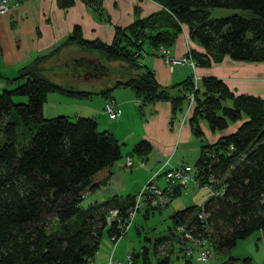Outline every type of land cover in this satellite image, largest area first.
Listing matches in <instances>:
<instances>
[{"label": "trees", "instance_id": "trees-1", "mask_svg": "<svg viewBox=\"0 0 264 264\" xmlns=\"http://www.w3.org/2000/svg\"><path fill=\"white\" fill-rule=\"evenodd\" d=\"M71 1L58 3L66 6ZM156 1L162 5V17L135 19L126 27H116L108 43L84 39L74 25L49 52L28 59L12 75L0 72V77L17 82L0 90V264H88L103 230L108 237L121 234L116 223H105L107 211L116 206L110 205L111 200L82 206L84 196L109 178L113 163L121 157L119 143L110 132L98 129L94 118L43 117L41 108L48 92L72 96L98 92L106 98L115 86L125 85L140 105L168 97L175 112L192 85L191 75L175 83L182 88L181 94L169 96L139 58L148 51L159 54L157 47L170 45L182 24L187 26L188 38L203 48V52L189 50L199 65L224 55L233 60L264 61V0ZM209 7L235 11L213 17ZM64 44L117 62L110 71L118 77L96 91L52 80L50 73L61 74V78L68 73L61 62H49ZM198 82L187 118L192 135H203L199 120L212 132L227 130L230 124L235 127L212 143L201 140L192 167L197 187H206L208 196L198 207L193 204L174 211L168 237L158 239L155 249L176 238L186 255L188 242L175 230L183 225L192 238L204 240L209 250L224 256L217 264H250L248 257L236 256L231 249L237 240L264 230V98L235 95L213 75L201 76ZM14 94L26 96V101L13 102ZM18 125L30 136L19 154ZM149 151V142L141 139L130 153L143 161ZM179 192L176 189L171 195ZM132 202L133 195L126 196L124 204L115 207L120 219ZM157 207L145 205L144 213ZM53 222L58 230L50 232ZM156 263L168 264L167 257Z\"/></svg>", "mask_w": 264, "mask_h": 264}, {"label": "crops", "instance_id": "crops-1", "mask_svg": "<svg viewBox=\"0 0 264 264\" xmlns=\"http://www.w3.org/2000/svg\"><path fill=\"white\" fill-rule=\"evenodd\" d=\"M163 15L162 5L156 0H72L66 6H61L58 0H9L8 9L0 14V64L3 65L2 72L6 75H12L16 67L28 59L49 52L65 39L74 25H78L81 36L84 39H98L108 43L111 41L116 27H126L135 19L148 17L159 19ZM191 41H187L185 30L181 27V31L176 32L171 44L167 46L169 53L173 56H179L188 48L203 52L202 46L195 41L190 43ZM80 50L74 44H64L50 58L49 62L65 61L68 65V57L71 55L73 60L74 58L76 60H74V63H76L74 69L77 70V65L86 62L84 54H81ZM74 53L78 55L75 56ZM139 62L153 72L154 77L160 85L166 88L169 96H174L171 93L172 89H176L178 93L176 86L170 85L183 79V76L178 74L182 70V65L170 69L162 62L160 54H152L149 51L142 54ZM82 70L84 69L70 73L67 69L65 72L70 74L66 73V77L71 79L74 84L77 83L76 85L78 83L82 84L88 79L90 81L97 80L96 76H93L92 73L90 74V71ZM197 73L200 76L213 75L220 78L235 95L246 93L264 98V61L233 60L224 55L220 60L212 61L208 65H201V67L198 66ZM72 74H74V77ZM100 75L103 78L105 77L104 74L100 73ZM116 77L118 76L113 74L104 83L101 80L95 81L94 87L88 85L91 83H87L75 86V88L96 91L111 85ZM51 79L58 81L54 76ZM113 89H115L114 95ZM113 89L110 91L109 96L113 98L116 104V116L111 120H115L117 110H122L128 103L132 104L133 107L136 106V112L140 115V133L132 139L130 144L133 145L141 139L149 142L150 151L145 158L147 162L152 160L156 163H162L168 160L169 163L179 146L192 145L193 141H190L192 133L188 123L185 121L186 118L184 122H181L179 118H174L175 112L172 113L168 97L140 105L138 97L128 86L117 85ZM93 94L100 96L97 99V113L100 115L102 114L100 108L105 97L98 92H93ZM89 95L84 97L86 98ZM125 103L126 105H124ZM85 108L88 110L85 117L94 118L98 126L100 123H98L96 115L89 113V110L93 112V107L88 106ZM77 116L81 115H75V117ZM107 119L109 118L107 117ZM201 128L205 134L204 126H201ZM100 130H106L113 135L112 131L102 128V126ZM218 135H214L212 139L208 138V143L214 142ZM190 148V150H194L193 147ZM180 150L182 152L185 148L181 147ZM125 156H129V154ZM138 160L140 164L141 160ZM161 163L158 164L159 167ZM182 164L188 163L177 162L172 166ZM143 165H145V162ZM125 167H129V170H131L133 163L131 162L130 165L126 166L124 162L119 160L114 162L107 181L96 191L86 194L83 198L82 206L86 207L110 200V205H123L126 196L134 195V192H130L133 187L130 176H126V173L130 172H126ZM146 177L147 173H144L141 177L142 179L136 181V185L139 182L141 183ZM87 197H90V199L84 204L83 202ZM256 232V240L258 242L256 248L261 247L262 260L256 262L248 258L250 259V264H264V230ZM104 262L105 260L102 263Z\"/></svg>", "mask_w": 264, "mask_h": 264}, {"label": "rangeland", "instance_id": "rangeland-1", "mask_svg": "<svg viewBox=\"0 0 264 264\" xmlns=\"http://www.w3.org/2000/svg\"><path fill=\"white\" fill-rule=\"evenodd\" d=\"M235 10L232 8H224V7H209V13L213 17H219V16H225L228 14H231ZM182 28L185 30L187 41L190 40L187 36V26L185 24H182ZM190 43H194V40H192ZM166 47V46H165ZM158 48V47H157ZM190 50V48L186 49ZM81 54H84V59L86 62L81 63L80 65H77V70L84 69L86 71H90V74L92 73L93 76H96L97 80L96 82L100 81L105 82L110 76L114 74L110 70L115 69V67L118 66V63L115 61H105L101 54L97 52H87L85 50H80ZM169 51V50H168ZM158 52V51H157ZM75 56L78 54L74 53ZM192 56V55H191ZM194 59V57L192 56ZM75 60V58H74ZM73 60V57L70 55L68 57V65L69 72H76L77 70L74 69L75 61ZM195 64L194 67L183 64L181 66V72H178V74L183 76V79L187 75H191L192 78V85L193 88L194 82H196V85H199V78L201 77L197 73V67L201 65L197 64L196 60L194 59ZM70 66V67H69ZM3 65L0 64V72ZM109 68L107 70L106 68ZM82 70V71H84ZM68 73V74H70ZM104 74L103 76L100 75ZM2 74L5 76L6 74L2 72ZM99 74V75H98ZM112 74V75H110ZM58 74L50 73V76H54L58 79V81L67 84H72V87L75 88V86H81L85 85L87 83L89 86L94 87L95 81H90L88 79L82 82V84L76 85L74 82L71 81L66 76H62L61 74L57 76ZM63 75V74H62ZM74 77V74H72ZM110 75V76H109ZM194 75L196 77H194ZM9 76V75H6ZM195 78V79H194ZM182 80V79H181ZM90 81V82H88ZM179 82V81H177ZM176 82V83H177ZM17 82L10 81L5 79L4 77H0V90L2 88H10L14 86ZM175 84V83H173ZM171 84L170 86H173ZM176 88L178 89V93L176 89H172L171 93L174 95H179L182 93L180 89H182L178 84H175ZM179 87V88H178ZM190 87V88H191ZM119 89V88H115ZM115 89H113V95L115 92ZM176 90V91H175ZM129 91V89H128ZM174 92V93H173ZM194 94V92H193ZM98 97L99 95H95L93 93H90L88 97L84 96H72L63 92L59 91H50L46 94L45 99L42 103L41 113L43 117H53L57 115H65L69 117L70 119H73L75 115H81V116H87L86 113H88V110L85 107H93V115H96L98 123H100L97 127L98 129L107 128L113 133V137L116 138L117 142L120 145V155L119 158L120 162H124L125 164V156L126 154H129L128 157H130L133 168L129 170V167L126 168V176H130L131 182H132V190L130 192H134V194L141 188V186L147 181L149 176L155 172L158 169V164L153 162L152 160L147 162L145 159L140 162V164L145 162V165H140L138 158L130 153L132 144L131 141L134 139L140 132V115L136 112V106L133 107L132 104H127L126 107L122 108V110H117V117L115 120L107 119L106 115L102 112V105L100 108V112L102 114L97 113L98 108ZM11 100L13 102H24L26 101V96L24 95H12ZM194 102L190 103V106L187 105L186 100L183 101L180 104V109L176 108L174 118L181 119V122H184L182 119L183 117L187 118L191 114L190 110ZM97 106V107H96ZM120 107V106H119ZM85 108V109H84ZM121 109V108H120ZM182 114V115H181ZM182 117V118H181ZM199 126H204L206 133H203V130L201 128V132L203 135L201 138H196L193 135L191 136L190 141L192 142V145H184L179 146L176 149V153L171 161H169L168 166L172 167V165L176 164L177 162H183L188 163L189 165H192L195 161V159L198 156V148H196L201 140L203 142H208V138L212 139L214 138V135L216 134H224L228 132L229 130L233 129L235 127V124H230L227 127V130L223 131H216L212 132L208 128L207 124L203 120L198 121ZM101 125V126H100ZM229 128V129H228ZM218 135V136H219ZM16 148L17 153H20V149L23 147L22 145H27L29 141V131L25 128L21 127L20 125L16 128ZM1 133H0V142H1ZM140 139V138H139ZM185 148L184 151L181 152L180 148ZM193 147L194 150H190ZM199 147V146H198ZM118 161V160H117ZM126 165V164H125ZM128 166V165H126ZM158 166V167H157ZM167 166V167H168ZM150 168V169H149ZM148 169V170H147ZM153 169V170H151ZM147 173V177L143 180L145 181L143 184L142 182L136 185V181L139 179H142L141 177L143 174ZM146 176V175H145ZM156 185L161 189L165 186V178L163 173H159L158 177L155 179ZM142 184V185H141ZM141 185V186H140ZM208 196V192H206L205 189L199 188L193 183H190L186 189H183L181 192L170 195L167 198V203L162 206H158L156 209H149L146 213H144V208H139L134 215L133 222L129 229L126 231L124 235H121L118 237V239L113 243L110 237L107 236L105 230L102 231L101 236L98 241V245L96 250L94 251L92 260L88 264H106L108 259L111 257L114 264H157V260H159L161 257L166 256L168 260V264H217L224 256L216 254L213 252V250H209L210 247H208L209 256L206 262H200L196 259L197 254L195 251H193L190 255H183V251L181 250V246H179L178 241L176 238L171 239L167 242L165 247H162L161 244L156 247L155 249V242L158 239L168 237V229L171 227V219L170 216L174 211L180 210L182 208H185L190 205H196V207L200 206L202 202L205 200V198ZM87 199V200H86ZM84 204L87 203V201L90 199V197H87ZM48 230L50 232H54L58 230V225L56 223H51ZM257 232L251 233L249 236L242 240H237L234 247L231 249V253L234 255H237L239 257H249L252 259V261L258 262L259 260H262V249L259 247L256 248V244H258L256 240ZM142 250L145 252V257L142 253ZM158 250V251H155ZM129 256L130 263H127V257ZM105 260L104 263H102Z\"/></svg>", "mask_w": 264, "mask_h": 264}, {"label": "built area", "instance_id": "built-area-1", "mask_svg": "<svg viewBox=\"0 0 264 264\" xmlns=\"http://www.w3.org/2000/svg\"><path fill=\"white\" fill-rule=\"evenodd\" d=\"M9 6V0H0V14L6 12ZM158 53L162 59V62L167 65L170 69L173 67H178L183 64H188L192 67L195 64L194 59L191 56L190 51L186 50L179 56H173L169 53L168 48L162 45H159L157 48ZM194 77H196L194 75ZM195 79V78H194ZM196 82L193 84V88H189L185 92V100L187 105L190 106V103L193 101L194 90L196 88ZM102 112L109 118L114 119L116 116V104L111 97H106L103 101ZM185 120V117L182 119ZM130 157L125 158V164H131ZM168 160L161 163L160 167L153 172L147 181L141 186V188L133 195V202L131 207L128 209L126 215L120 219L118 216V209L112 208L107 211L105 215L106 225L116 223L121 234L126 233L133 222L135 212L139 208H144L145 205L149 206H162L167 203V198L173 193L174 190L178 189L180 192L183 189H186L190 183L198 186V181L194 178V172L192 165L182 164L178 166H168ZM159 173H163L165 178V186L159 188L156 185L155 179L158 177ZM207 189L206 187H203ZM198 217L201 215L198 214ZM175 230L180 234L188 243L184 249V254L190 255L193 251L196 252V259L200 262H206L209 256V251L205 245L204 240L194 239L191 237V234L185 230L183 225H177ZM120 234V236H121ZM118 236V237H120ZM117 236H111L110 239L114 243L117 239ZM127 263H130L129 256L127 255ZM106 264H114L112 258L110 257Z\"/></svg>", "mask_w": 264, "mask_h": 264}, {"label": "flooded vegetation", "instance_id": "flooded-vegetation-1", "mask_svg": "<svg viewBox=\"0 0 264 264\" xmlns=\"http://www.w3.org/2000/svg\"><path fill=\"white\" fill-rule=\"evenodd\" d=\"M61 63H62L64 66H67V64L65 63V61H61Z\"/></svg>", "mask_w": 264, "mask_h": 264}, {"label": "water", "instance_id": "water-1", "mask_svg": "<svg viewBox=\"0 0 264 264\" xmlns=\"http://www.w3.org/2000/svg\"><path fill=\"white\" fill-rule=\"evenodd\" d=\"M83 62V61H82Z\"/></svg>", "mask_w": 264, "mask_h": 264}]
</instances>
